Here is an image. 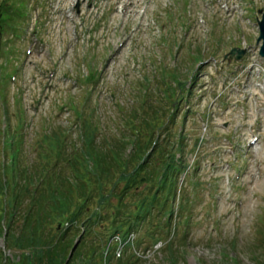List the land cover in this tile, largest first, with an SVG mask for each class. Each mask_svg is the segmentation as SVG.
<instances>
[{"label": "rangeland", "instance_id": "1", "mask_svg": "<svg viewBox=\"0 0 264 264\" xmlns=\"http://www.w3.org/2000/svg\"><path fill=\"white\" fill-rule=\"evenodd\" d=\"M12 1L0 0V12H8V4L12 12L21 10L22 6L18 7ZM74 2L42 0L43 5H37L34 0H27L29 31L40 17V36L26 57L22 54L28 44L16 37L10 36L7 48H4L6 44L2 45L0 101L4 102L6 113H3L0 104V131L13 132L15 128L21 131L23 145H20V152L16 151L20 160L34 164L38 174L42 172L43 165L48 166L49 171L64 166L63 161L55 162L58 158L55 149L42 143L44 134L56 129L66 130L67 135L62 141H68L64 150L69 153L75 146L73 139L77 140L79 136L81 120L77 117H80L78 111L81 109L102 132L103 129L110 134L118 132L124 119L131 116V106L139 107L147 90L158 102L163 86L161 79L166 73L175 74L179 80L187 81L189 86L191 77L200 66L194 61L199 50L198 57L203 58L204 65H201L195 85L196 96L186 98L184 93L175 109L179 122L176 130L187 134L183 162L194 167V179L199 183L195 186L189 182L193 179L192 173L186 176L181 195L187 196L190 201L189 209L184 210L187 221L174 230L172 218L168 226L171 234L164 230L158 244L149 246L153 241L152 236H148L150 231H135L142 246L139 251L144 257L141 261L133 259L132 264H170L165 258L169 253L166 246L174 251L176 264H262L264 111L256 112L255 106H264V95L256 96V104L250 100L238 102L237 108L224 112L216 109L218 114L207 127L186 110L187 106L198 109L196 106L204 105L208 108L207 100L211 96L203 94L205 90L204 86L199 87L201 83L206 87L213 83V88L220 91L224 78L219 79L212 64H205V59H216L217 67L224 69L239 68V63L234 62V56L229 52L233 48L259 46L256 43L258 30L250 24L261 17L257 10L264 11V0L243 2L244 8L249 6L244 12L247 20L222 14L216 10L215 3L205 6L201 0H142L138 7L144 4V12L143 9L141 12L132 10L124 15L116 9L117 3H124V0H96L93 4L90 0H81L79 13L73 11L71 19L66 20L63 9ZM41 7L44 13L50 15L47 21H43V16L38 14ZM199 16L205 19L204 24L197 22ZM9 17L16 18V15L11 13ZM2 36L0 40L4 42L8 36ZM66 40H71L68 54L56 61ZM13 45L17 55H10ZM17 56L19 60L15 61ZM16 66L20 67V71L16 73V80L11 82L9 77ZM54 67L56 71L50 79V86L43 94L40 105L36 106L35 101L46 75ZM91 77L95 80L88 81ZM176 83L174 79L171 82L173 86ZM157 87L158 91L153 92ZM199 94H203L202 98ZM83 102H86L85 106H82ZM65 103L70 110L64 106ZM260 121L262 124H259ZM257 125L262 126L259 148L253 154H246L244 143ZM198 136L203 139V149L212 150L214 146L216 151L210 155L200 149L195 157L196 151L192 149ZM1 140L0 170L2 165L10 162V153L16 150L1 143ZM256 162L260 163L258 173V168L254 166ZM53 163L54 166L50 167ZM66 172L69 173L68 170ZM237 173L239 178H235ZM251 175L253 178H250ZM175 184L178 186V183ZM159 234L156 232L157 237ZM0 251L12 257L13 252L6 250L2 238Z\"/></svg>", "mask_w": 264, "mask_h": 264}, {"label": "trees", "instance_id": "2", "mask_svg": "<svg viewBox=\"0 0 264 264\" xmlns=\"http://www.w3.org/2000/svg\"><path fill=\"white\" fill-rule=\"evenodd\" d=\"M198 55L197 51L195 62ZM164 78L158 103L142 104L154 97L145 90L139 107L131 106V116L114 134L102 132L95 121L83 117L69 153L61 146L66 130L44 134L42 143L65 161L52 172L40 165L38 174L34 164L20 160L18 128L0 131L1 143L16 149L0 170V238L13 252L7 257L0 251V264H132L133 259L139 261L132 251L136 244L129 243L118 253L114 245L108 250L107 234L124 233L132 223L145 231L167 230L175 211L174 229L183 223L187 198L176 207L172 173L185 137L176 130L173 108L185 81L173 73ZM69 221L76 224L65 229ZM166 247V260L176 264L174 251Z\"/></svg>", "mask_w": 264, "mask_h": 264}, {"label": "water", "instance_id": "3", "mask_svg": "<svg viewBox=\"0 0 264 264\" xmlns=\"http://www.w3.org/2000/svg\"><path fill=\"white\" fill-rule=\"evenodd\" d=\"M259 24H260V30H261L259 39L262 38L264 40V14H263V19H262V21L259 22ZM233 52H234V50L231 53H233ZM240 52H242V51H240ZM261 54L264 55V44H263L262 49H261ZM239 57H240V55L237 56V58H239Z\"/></svg>", "mask_w": 264, "mask_h": 264}]
</instances>
